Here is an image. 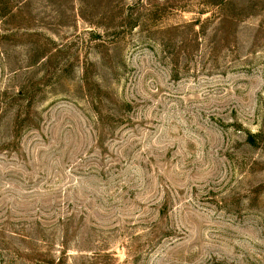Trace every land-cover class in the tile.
I'll use <instances>...</instances> for the list:
<instances>
[{"label":"rangeland","instance_id":"1","mask_svg":"<svg viewBox=\"0 0 264 264\" xmlns=\"http://www.w3.org/2000/svg\"><path fill=\"white\" fill-rule=\"evenodd\" d=\"M0 264H264V0H0Z\"/></svg>","mask_w":264,"mask_h":264}]
</instances>
